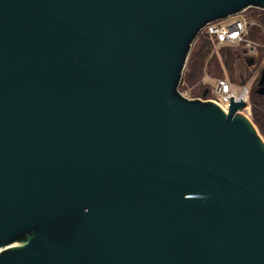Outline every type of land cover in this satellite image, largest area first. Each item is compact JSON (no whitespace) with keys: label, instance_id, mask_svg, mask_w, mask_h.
I'll use <instances>...</instances> for the list:
<instances>
[{"label":"water","instance_id":"1","mask_svg":"<svg viewBox=\"0 0 264 264\" xmlns=\"http://www.w3.org/2000/svg\"><path fill=\"white\" fill-rule=\"evenodd\" d=\"M252 7L0 0V264H264V139L178 90L200 29Z\"/></svg>","mask_w":264,"mask_h":264},{"label":"trees","instance_id":"2","mask_svg":"<svg viewBox=\"0 0 264 264\" xmlns=\"http://www.w3.org/2000/svg\"><path fill=\"white\" fill-rule=\"evenodd\" d=\"M252 10V11H251ZM247 15L259 14L258 19L262 24V28H264V10L259 8H249L246 11ZM262 28L253 26L249 30V38L254 39L255 41L259 42L260 44H264V36L262 33ZM196 40L193 43V47H191V51L188 55V58L185 63V67L182 72L181 76V85H188L193 87H198L200 94L197 95L202 99H208L210 97L209 84L203 83L202 78L204 76H213L214 77H223L224 75L222 72L226 70L229 75H232L234 70V61L239 57H244V61L247 66V61L252 59L253 70L249 73L246 80H252L251 88L249 89L250 92V120L253 121L254 125L258 128V132L260 135L264 137V94H259L255 91L257 81L259 79V75L262 70H264V48H259V53L254 57L248 56L247 48L244 45L240 44L238 47H229V46H222L220 47L219 54H212V43L206 37L197 34ZM195 44V45H194ZM232 80V78L229 76ZM194 96V97H197Z\"/></svg>","mask_w":264,"mask_h":264},{"label":"built area","instance_id":"3","mask_svg":"<svg viewBox=\"0 0 264 264\" xmlns=\"http://www.w3.org/2000/svg\"><path fill=\"white\" fill-rule=\"evenodd\" d=\"M246 11L239 12L236 15L211 21L206 24L199 32H203L204 35L211 41L213 47H222L226 45H244L247 48L248 54L251 56H257L259 53L258 47H263L264 44H260L254 39H250L249 30L253 26L262 28V24L258 19L259 14L247 15ZM250 84L251 80L242 79L239 84L233 82L227 76L221 78H214L213 83L209 84L208 93L210 97L208 100H213L220 107L227 110L230 97L233 96L235 101L242 99L246 103V107L242 110L245 115L250 113ZM182 94V93H180ZM188 98L186 94H182ZM201 98V97H200Z\"/></svg>","mask_w":264,"mask_h":264},{"label":"rangeland","instance_id":"4","mask_svg":"<svg viewBox=\"0 0 264 264\" xmlns=\"http://www.w3.org/2000/svg\"><path fill=\"white\" fill-rule=\"evenodd\" d=\"M252 11V10H251ZM198 33H200V35H202V36H205L204 35V33L203 32H198ZM262 33H263V36H264V28H262ZM196 40V39H195ZM194 40V41H195ZM194 41H193V43H194ZM193 43L191 44V47H193ZM195 45V44H194ZM226 46H229V47H238V46H240V44L239 45H226ZM191 47H190V49H191ZM212 54H216V55H218L219 54V51L221 50L220 49V47H213V45H212ZM191 51V50H190ZM190 53V52H189ZM189 55V54H188ZM247 58H249V57H253V56H251V55H249L248 54V56H246ZM255 58H256V56H254ZM253 57V58H254ZM253 66L254 65H250V66H247L246 65V63H245V61H244V57L242 56V57H239L238 59H236L235 61H234V70H233V73H232V75H229V73L226 71V70H224L223 72H222V74L226 77H231L232 78V81L233 82H235V83H237V84H239L240 83V81L242 80V79H245L246 80V78L248 77V75H249V73H251L252 72V70H253ZM214 78H216V77H214ZM214 78H213V76H211V77H209L208 75L207 76H204L203 78H202V82L203 83H206V84H211V83H213V81H214ZM254 79V77L252 78V79H250L251 81ZM180 85V84H179ZM250 88H251V84H250ZM178 90H179V92L180 93H184V94H186L187 96H189V97H194V96H197V95H199L200 94V90H199V88L197 87H193V86H188V85H184V87H183V84L181 85V87L179 88V86H178ZM209 99V98H208ZM249 118H250V116H251V112L249 113V115H247ZM258 129V128H257ZM260 134V133H259ZM262 136V135H261ZM263 137V136H262ZM263 139H264V137H263Z\"/></svg>","mask_w":264,"mask_h":264}]
</instances>
